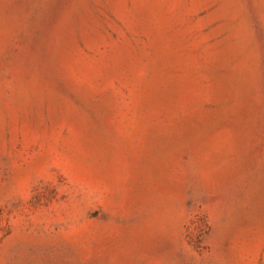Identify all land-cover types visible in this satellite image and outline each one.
<instances>
[{
	"label": "rangeland",
	"instance_id": "rangeland-1",
	"mask_svg": "<svg viewBox=\"0 0 264 264\" xmlns=\"http://www.w3.org/2000/svg\"><path fill=\"white\" fill-rule=\"evenodd\" d=\"M0 264H264V0H0Z\"/></svg>",
	"mask_w": 264,
	"mask_h": 264
}]
</instances>
